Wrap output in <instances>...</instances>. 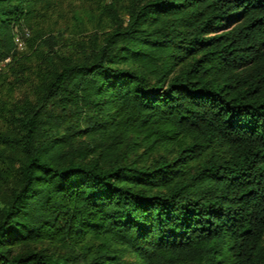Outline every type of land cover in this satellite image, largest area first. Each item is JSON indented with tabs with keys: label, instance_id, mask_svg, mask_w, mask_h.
Here are the masks:
<instances>
[{
	"label": "trees",
	"instance_id": "16d2710c",
	"mask_svg": "<svg viewBox=\"0 0 264 264\" xmlns=\"http://www.w3.org/2000/svg\"><path fill=\"white\" fill-rule=\"evenodd\" d=\"M44 1L0 0V264H264V0H134L63 46Z\"/></svg>",
	"mask_w": 264,
	"mask_h": 264
},
{
	"label": "rangeland",
	"instance_id": "374dc122",
	"mask_svg": "<svg viewBox=\"0 0 264 264\" xmlns=\"http://www.w3.org/2000/svg\"><path fill=\"white\" fill-rule=\"evenodd\" d=\"M134 0H46L37 6L29 33L40 30L57 36L59 45L87 41L94 31L107 28ZM30 51L27 52L29 54Z\"/></svg>",
	"mask_w": 264,
	"mask_h": 264
},
{
	"label": "built area",
	"instance_id": "2783aa9c",
	"mask_svg": "<svg viewBox=\"0 0 264 264\" xmlns=\"http://www.w3.org/2000/svg\"><path fill=\"white\" fill-rule=\"evenodd\" d=\"M26 36H28V33H26ZM15 42H16V49L19 51H23L26 48V43L25 41L19 36L17 35L15 37ZM10 58H6L3 61L0 62V71H2V69H4L7 64L10 62Z\"/></svg>",
	"mask_w": 264,
	"mask_h": 264
}]
</instances>
